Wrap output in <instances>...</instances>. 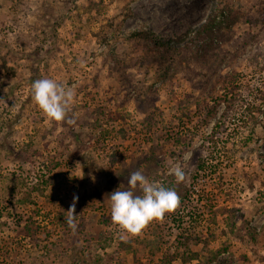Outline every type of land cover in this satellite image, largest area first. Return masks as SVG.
Masks as SVG:
<instances>
[{"label":"rangeland","instance_id":"1","mask_svg":"<svg viewBox=\"0 0 264 264\" xmlns=\"http://www.w3.org/2000/svg\"><path fill=\"white\" fill-rule=\"evenodd\" d=\"M223 1L241 21L214 51L190 47L166 73L133 52L129 32L183 45ZM43 78L72 89L75 125L38 107ZM263 83L264 0H0V264H193L221 246L211 264H264ZM136 170L185 197L124 242L110 195ZM188 251L199 258L182 263Z\"/></svg>","mask_w":264,"mask_h":264},{"label":"clouds","instance_id":"2","mask_svg":"<svg viewBox=\"0 0 264 264\" xmlns=\"http://www.w3.org/2000/svg\"><path fill=\"white\" fill-rule=\"evenodd\" d=\"M31 90L34 101L47 118L57 123L75 125V118L69 115L74 103L72 89L55 79L43 78L35 80ZM192 155L191 152L185 153L183 159L190 161ZM169 174L174 175L178 183L185 180V171L180 164L172 166ZM127 183L128 190H115L110 195L112 222L118 225L122 232L120 239L124 242L129 236L142 235L152 222H163L166 214L175 213L181 206L180 196L174 188L150 181L140 170L131 172ZM77 199L74 197L65 217L73 233L78 228L75 212Z\"/></svg>","mask_w":264,"mask_h":264},{"label":"trees","instance_id":"3","mask_svg":"<svg viewBox=\"0 0 264 264\" xmlns=\"http://www.w3.org/2000/svg\"><path fill=\"white\" fill-rule=\"evenodd\" d=\"M239 11L240 10L234 7L229 1H223L222 4H218L210 12V14L207 15L205 21L196 28L192 36L183 45H180L178 41L173 39L160 38L149 29L133 30L128 33V38L131 42L133 52L140 58V60L143 59L145 66L150 65V67H153V69L159 73H166L169 66L173 64L177 58L186 57V49L190 47H193V52L190 53V56L195 55L197 58L205 56L209 51H214L219 43L229 36L234 24H236L238 21H241V14ZM127 16H129L128 10L123 15L122 20ZM120 24L121 22L118 23L117 28H119ZM216 106L217 103L215 102L213 106L207 109L204 121L215 117L217 111ZM218 124L219 120H216L215 125L218 126ZM1 128L3 127L0 126V130ZM146 159L147 158L143 156H139V158L136 159L137 167H139L140 164L143 163V160ZM198 166L199 168H202V165L199 164ZM252 179L253 178H251L250 182H247V187H249V189L253 187ZM23 183H25L23 180L19 183V181L16 179L13 180L11 187L12 189H15L21 185L23 186ZM178 195L180 196L181 201L185 197L181 194ZM240 215L243 216L242 214ZM27 219L28 221H31L32 218L31 216H28ZM245 223L247 233L251 238L254 239L256 236L255 229L250 227L248 222ZM28 225V223H25L23 234L31 238L32 234H29ZM226 250V246H221L209 252L203 257L201 262L199 261L193 264H211L220 253ZM176 255H165L164 257L167 258L166 261L163 260L164 262H162V264H170L173 259L177 258ZM179 258L182 263H188L193 259L199 258V254L188 251L186 253H181Z\"/></svg>","mask_w":264,"mask_h":264}]
</instances>
